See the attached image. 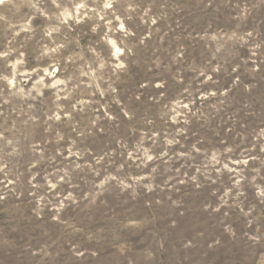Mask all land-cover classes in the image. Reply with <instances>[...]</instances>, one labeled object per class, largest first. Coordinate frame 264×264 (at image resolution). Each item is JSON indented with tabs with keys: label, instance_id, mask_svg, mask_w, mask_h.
<instances>
[{
	"label": "rangeland",
	"instance_id": "rangeland-1",
	"mask_svg": "<svg viewBox=\"0 0 264 264\" xmlns=\"http://www.w3.org/2000/svg\"><path fill=\"white\" fill-rule=\"evenodd\" d=\"M0 264H264V0H2Z\"/></svg>",
	"mask_w": 264,
	"mask_h": 264
},
{
	"label": "trees",
	"instance_id": "trees-1",
	"mask_svg": "<svg viewBox=\"0 0 264 264\" xmlns=\"http://www.w3.org/2000/svg\"><path fill=\"white\" fill-rule=\"evenodd\" d=\"M141 99L145 100L146 98L145 97H141Z\"/></svg>",
	"mask_w": 264,
	"mask_h": 264
},
{
	"label": "snow or ice",
	"instance_id": "snow-or-ice-1",
	"mask_svg": "<svg viewBox=\"0 0 264 264\" xmlns=\"http://www.w3.org/2000/svg\"><path fill=\"white\" fill-rule=\"evenodd\" d=\"M0 2H2V0H0Z\"/></svg>",
	"mask_w": 264,
	"mask_h": 264
}]
</instances>
